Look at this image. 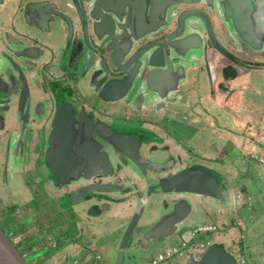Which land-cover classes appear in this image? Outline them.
Masks as SVG:
<instances>
[{
	"label": "flooded vegetation",
	"instance_id": "flooded-vegetation-1",
	"mask_svg": "<svg viewBox=\"0 0 264 264\" xmlns=\"http://www.w3.org/2000/svg\"><path fill=\"white\" fill-rule=\"evenodd\" d=\"M48 1L53 3L47 9L51 13L43 11L36 17L33 12L34 6L44 2V0H0V76L2 80L12 82L13 86L17 88L16 93L3 98L4 103L0 105V109L6 113L4 126L0 130V137H3L1 139L10 144L18 140L16 143L18 147L14 148L15 150L10 153L7 150L4 151L2 164L6 161L9 162L10 156L15 157V162L18 160L25 167L29 166L32 170H41L44 175V182L53 184L55 178L48 172L45 163V154L49 147L47 138L52 129L57 110L59 109V113L67 110L70 113L69 117L58 116L60 119H68L70 122L71 133L73 134L71 138L74 139L75 136H78L82 118L88 121L91 124L88 134L92 140L95 153L102 157L105 155L111 165L112 173L108 176L97 175L89 179L81 177L77 181H70L63 186L57 184V188H55L57 189V200L70 204V196L77 188L89 185H113L119 187V191H124L126 187L134 190L130 193H124L120 198L118 197L119 199L124 198V203L114 204L111 200L117 194L114 193L111 197L109 192L104 191L92 193V195H96V200L92 201L86 196L84 200L71 205V208L74 211L75 208H78L75 212L82 220L91 222L95 218L101 221L104 216L109 215L105 213L110 210L111 204L116 205L115 211L119 208L117 206H130L132 202H138L139 208H141V201L146 206L150 198L157 197V205L162 211L160 216L169 213L173 206L172 199L184 194L166 195L159 193L156 188L159 181L178 174L182 170L202 167L201 163L186 166L183 157L172 156L171 149L173 148L178 155L181 154V151L185 155H192L190 150L189 152L185 150V146L191 139V132L195 130L194 132L198 133L199 137H203L207 126L218 125L215 116L212 118L215 119L216 124H213L210 117L208 119L203 118V116L211 115L206 110L205 104L202 103V97H198L197 100L194 98L192 102H188V92L181 90V85L189 84L190 92L198 94L197 80L204 74L208 80L207 85L210 86L207 96L222 91L221 80H226L227 77L232 78L234 74L230 75L231 77L228 76L230 67L220 59L221 53L228 55L232 53L233 49L238 50L237 48L240 46L250 48L234 35H231L224 27L223 21L226 20L228 23V13L223 8L221 0H212L211 5L207 0H141L139 5L144 6V13L141 16H139L140 13H137L139 12L137 0H120L119 5L116 4V0H101L105 5L101 1L102 5L98 2L95 7L96 11L93 12V19L90 17V8L93 6L94 9L96 0H91L93 5L90 1H81L87 38L95 52H91L87 48V44L83 40L81 20L75 15V11H68L67 1ZM108 1L111 3L108 4ZM184 1L190 3L183 4ZM148 2L153 4L150 18H155L154 14L157 11L158 20H153L160 24L167 22L166 26L169 28L162 30L158 35L146 34L147 29L137 34V38L143 40L134 50L157 39L163 32L170 34L173 30L175 31L179 24L184 26L183 33L180 38L176 37L177 39H175L186 40H183L178 48L185 51L186 47L193 46L194 49L180 54L183 67L176 73L177 80L169 72H165L162 75L163 81L161 80L160 84H156L154 87L155 92L138 90L137 94L140 93V98L134 101L128 100L127 96L117 99L115 95L112 98L116 99L105 101L100 97L99 92L89 85L86 78L88 74L85 70L93 66L94 60L101 59L112 70L107 81H121L125 76L116 73L111 67L110 52L107 51L102 39H96L94 26L112 27L115 37L122 35L123 31L129 34V31L136 28L137 25L142 28L143 25L136 24L138 18L145 27H150L153 20L150 22L148 16L150 11ZM174 2L176 5L171 6L172 8L168 6ZM174 11L177 12L175 16H173ZM180 13L182 14L180 15ZM64 17L67 18L68 25H66ZM80 38L84 42L82 48L77 45ZM226 45L231 48L226 47ZM193 53L194 55H192ZM28 57H35V61L28 59ZM261 61H256L255 64L258 67H264V61ZM205 62L206 66L203 67ZM191 63L197 64V67L194 70V80L190 83L188 82V72L189 70L193 71V69H185V66ZM243 63L247 64L248 61ZM213 70H216L214 74V77L217 78L216 83H214L215 79L212 78L213 74L211 75ZM21 97L23 105L20 107L21 111H18ZM149 100H151L150 104H148ZM208 101L216 105V102ZM0 102L2 103L1 99ZM189 103H191L190 109L195 106L202 109L201 118L197 117V124L193 123V128L189 124L191 123V115L186 116L184 111L175 112L178 108L174 107L179 104L181 107L186 106ZM147 105L149 110L145 109ZM229 107L233 108V105ZM17 113L22 122H24V118L26 119L24 122L26 128L23 131L20 129L23 123L19 121V118L17 119ZM185 117L190 118V120L186 121ZM9 122L11 125H8L9 128H7L6 125ZM201 123L204 129L198 130ZM105 130L121 139H127V145H123L125 150L120 142H118L120 148L114 147L100 134ZM178 131H183L186 134L183 137L181 134L179 138L177 136ZM21 133L25 134L23 149L20 142ZM72 148L75 153L76 150L74 147ZM125 151L136 156L137 161L125 156ZM213 153L212 156H206L204 153V158H216V152ZM202 156L201 158H203ZM26 158L29 159V165H26ZM210 173L213 176L211 171ZM217 183L220 185L218 181ZM136 188L141 191H136ZM76 198L79 201L80 197ZM192 199L197 205L195 207H198L199 197H192ZM106 209H108L107 212H105ZM91 212L95 214L92 216ZM55 214L62 213L57 211ZM145 215L150 214H145L142 211L138 223L141 231L137 238L140 239L158 220H155L157 217H153V215L151 217ZM189 219L187 218L186 221ZM181 227L180 225L179 229L183 228ZM1 229L3 230L2 227ZM139 229L136 228V230ZM67 230L70 229L67 228ZM214 245L219 244L215 243ZM223 249L225 250V248ZM225 251L230 254L227 250ZM21 256L24 259V254ZM190 257L195 260L199 258L197 252H194L185 254L181 259L163 264H186Z\"/></svg>",
	"mask_w": 264,
	"mask_h": 264
},
{
	"label": "rangeland",
	"instance_id": "rangeland-1",
	"mask_svg": "<svg viewBox=\"0 0 264 264\" xmlns=\"http://www.w3.org/2000/svg\"><path fill=\"white\" fill-rule=\"evenodd\" d=\"M226 47L231 48L227 45ZM237 49L236 51L233 49V54L228 55L220 52V59L230 67L228 76L233 74L235 76L221 80L222 91L207 96L210 86L207 85L208 80L204 74L197 80L198 94L190 92L189 84L181 85V90L188 92V102L202 97V103L211 115L203 116V118L210 117L213 124H216V119L218 125L207 126L203 137H199L195 130L191 132L192 136L185 150L187 152L190 150L192 155H185L182 151L178 155L173 148L171 149L172 156L183 157L186 166L201 163L202 166L209 168L216 180L227 191L228 196L221 200L199 197L200 203L198 207H193L195 212L190 215L191 221L185 220L186 222L181 225L183 228L181 227L182 229L168 237L146 242L137 238L141 230H135L132 245L120 250L121 239L132 214L143 208L145 214H153V217H157L155 220L160 217L162 211L157 205V197L150 198L146 206L141 204V208L138 202H132L130 206H117L119 208L115 211L116 205L112 204L110 210L105 213L109 215L104 216L101 221L95 218L91 222L82 220L75 212L78 208L74 211L71 208L73 204L57 200V189L50 182L49 184L44 182L41 170L25 167L21 165V161L15 162L16 159L12 156L9 162L2 164V156L7 146V141L2 139L0 144V226L20 254H24V260L28 264H57L58 262L60 264H116L119 252L123 257L121 264H150L158 253L178 244L180 240L188 239L189 228L207 222H214L221 226L226 222L240 223L238 227L225 226L226 229L220 231L221 233L214 234L215 243L225 248L237 261L242 256L246 257L250 264H264V163L254 159L257 156L264 160V67H258L255 64L256 61H264V49L255 51L244 46ZM244 61L251 63L245 64ZM205 66L206 62L203 63V67ZM196 67L197 64L192 63L185 66V69H193L188 72L190 83L194 80ZM215 72L216 70L211 71L212 78L215 79L214 83L217 82V78L214 77ZM208 100L216 102V105ZM150 103L151 100L148 104ZM190 105L191 103L181 107L179 104L174 107L178 108L175 112L184 111L186 116L191 115V120L188 117H185V120H190L189 124L194 126L197 124V117L201 118L202 109L197 106L190 109ZM230 105H233V108H230ZM145 109L149 110V106L147 105ZM213 116L215 119L212 118ZM8 125L11 123L6 125L7 128H9ZM202 127L204 126L201 123L198 130L204 129ZM181 134L183 137L186 133L177 132L179 138ZM16 143L18 140L9 145L10 152L18 147ZM214 151L216 158H204V153L206 156H212ZM25 160L26 165H29V159ZM57 211H61L62 214L56 215L59 218H65L70 228L64 220L57 222L59 220L55 218ZM33 214L37 220L45 216L52 217L49 222L52 226H48V230L40 229L41 226L35 228L36 220L33 219ZM91 214L93 216L95 213L91 212ZM145 216L151 217V215ZM31 221V224L24 227L16 225L17 222L28 224ZM66 226L70 230H67ZM45 231L47 235H44ZM52 232L54 235L51 237ZM23 234H26L25 239L22 238ZM50 237L51 240L41 246L42 239H50ZM78 249L83 253H78ZM201 254L202 252L197 253L198 256Z\"/></svg>",
	"mask_w": 264,
	"mask_h": 264
},
{
	"label": "water",
	"instance_id": "water-1",
	"mask_svg": "<svg viewBox=\"0 0 264 264\" xmlns=\"http://www.w3.org/2000/svg\"><path fill=\"white\" fill-rule=\"evenodd\" d=\"M65 1H67L69 8L68 11H75V15L79 20H81L80 25L83 28V40L85 41V44H87V48H89L91 52H95V49L93 50V46L87 38L86 27L83 23L84 11L81 8V1H90L92 5L93 2L91 0ZM100 1L101 0H96L94 2V9L93 6L90 8V17L92 19V16L96 11L95 7L97 6L98 2L101 4ZM207 1L211 5L212 0ZM137 2V7H139L137 8L139 11L137 13H140L139 16H141L144 13V6L142 4L141 6L139 5L141 0H137ZM221 2L223 8L227 10L228 13V23L226 20L223 21L225 23L224 27L227 29V31L255 51L264 49V0H221ZM110 3L111 2L108 1V4ZM120 3V0H116L117 5ZM189 3L190 2L184 1L183 4ZM52 4L53 3L49 2L48 0H44V2L36 4L33 11L35 16L37 17L40 12L43 11H48L51 13L47 9L48 7L50 8ZM103 5H105V3ZM148 5L150 7V11L148 13L150 22L153 19L158 20V13L156 14L157 11L154 14L155 18H150V15H152L151 10L153 4L152 2H148ZM173 5H176V3H171L168 6L171 7ZM176 14L177 12L174 11L173 16ZM181 14L182 13H180V15ZM156 20H153V22L150 23V27H145L138 18V23L136 24L143 25L142 28H140L141 26L137 25L136 28H133L131 31H129V34H127L126 31H123L122 35H119L118 37H115L116 35L113 33V29L110 26L109 28L108 26H103L101 28L96 25L94 26L96 39H102L106 45L107 51L110 52L109 61L111 67L116 73L125 76L123 80H118L119 82L117 80L107 81L108 76L112 74V70L107 67L104 60H94L93 66L85 70L86 74H88L86 78L88 79L89 85L99 92L100 97L103 100L106 101L116 98L119 99L124 98V96H127L128 100L130 101L138 100V98H140V93L137 94L138 90L155 92L154 87L156 84H160L163 78L162 75H164L165 72H169L170 75L174 76L177 80L178 76L176 73L183 67V61L180 58V54H184L194 49L193 46L186 47L185 51L178 48L182 41L186 40H176L177 38H180L183 33L184 26L182 24H179L175 31L173 30L170 34L163 32V34L161 36L159 35L157 39L149 42L148 44H143L137 50H134L135 47H137L143 40L138 39L136 36L137 34H140L141 32L146 31L145 29H147L148 32H145L146 34L151 33L158 35V33L162 30L169 28L166 26L167 22L166 24H160ZM64 21L66 25L69 24L66 17H64ZM81 40L82 38H80V40L78 39L79 42L77 45L82 48L84 42ZM28 59H33V61H35V57H28ZM16 90L17 88L16 86H13L12 82H9L8 80L4 81L0 76V99L2 100L0 105H3L4 103L3 98L10 97L12 94H15ZM113 95H115L116 98H112ZM22 101L23 99L21 97L18 111H21L20 107L23 105ZM58 115H65L66 117H69L70 113L67 110L66 112L62 111L59 113V109L57 110L54 116L52 129L47 138L49 147L45 154V163L47 165L48 172L55 178L53 183L55 188H57V184H61L60 186H63L66 183H70V181H77L81 177L83 179H89L97 175L108 176L111 174V165L108 163L105 155L102 157L95 153L94 147L91 143L92 140L88 134L91 124L82 118L78 136H75L73 139L71 138L73 137V134L71 133L72 127L70 126V122H68V119H60ZM5 116L6 113L4 110L0 109V130H2L4 126ZM18 118L19 121L22 122L19 114L17 119ZM23 121L26 122V119L24 118ZM24 122H22L23 124L20 128L21 131L26 128ZM100 134H102V136L114 147L120 148L118 142L121 143L120 145L122 147L125 144L127 145V139H121L108 130H105ZM20 138L22 146L21 148L23 149L25 134L21 133ZM1 142L2 139L0 137V144ZM6 143V150L9 153L10 143ZM72 147H74L76 150L75 153L73 152ZM124 155L133 158L134 161H137L136 156H134L132 153H129L128 151H125ZM156 188L159 190V193L161 192L166 195H184H180L172 199L173 206L171 211L169 213L162 214L153 227L148 230L145 235H142L141 240L145 241L160 240L161 238L168 237L177 232L180 228V225H182L187 218H191L190 215L194 214L195 212L193 207L196 204H194L192 197L204 196L221 200L223 197L228 196L227 191L224 190V188L221 187L217 183L216 179L211 175L209 168L204 166L182 170L178 174L163 178L159 181ZM133 190V188L126 187L124 191H119V187H114L113 185L83 186L72 192L73 194L70 196V204L80 202L84 200L86 196L92 201L96 200V195H92V193L104 191L109 192L111 197H113L112 195L114 193L117 194L114 196V198H112L111 201H113L114 204H120L124 203L125 199L119 198L122 197L124 193H130ZM136 191L141 190L136 188ZM74 196L80 197L79 201ZM141 203L144 205L143 201H141ZM107 211L108 209H106L105 212ZM142 211L143 208L132 214V218L129 221L126 231L121 239V244L119 247L120 250L121 248H127L132 245L135 230L137 227L139 229L138 223ZM122 259V254L119 252L117 255L116 264H121ZM0 264H27L13 242L9 239L1 227ZM186 264L237 263L234 257L228 254L221 246L212 245L207 248L197 260L193 259V257H190Z\"/></svg>",
	"mask_w": 264,
	"mask_h": 264
},
{
	"label": "built area",
	"instance_id": "built-area-1",
	"mask_svg": "<svg viewBox=\"0 0 264 264\" xmlns=\"http://www.w3.org/2000/svg\"><path fill=\"white\" fill-rule=\"evenodd\" d=\"M254 159H259L264 163L263 158H258L255 156ZM230 225H235L238 227L240 223L234 224L233 222H226L223 226H221L214 222H207L193 226L187 230L189 237L188 239L180 240L178 244L170 246L164 252L158 253L157 256L151 260L150 264H163L168 260H178L188 253H203L207 248L215 244L213 235L221 233L220 231L226 229L225 226L228 227ZM235 261L237 264H250L247 261V258L242 256L240 260L237 261L235 259Z\"/></svg>",
	"mask_w": 264,
	"mask_h": 264
},
{
	"label": "crops",
	"instance_id": "crops-1",
	"mask_svg": "<svg viewBox=\"0 0 264 264\" xmlns=\"http://www.w3.org/2000/svg\"><path fill=\"white\" fill-rule=\"evenodd\" d=\"M206 154V153H205ZM50 215H52V214H50ZM56 215V214H55ZM53 217H54V215H53ZM50 218H52V217H43V218H41V219H39L38 218V220H37V217L35 216V214H33V219L34 220H36V222L34 223V225H35V228L36 227H39V226H41L40 227V229H44V230H48L47 228H48V226H52L49 222H51V219ZM55 218L56 219H59V220H57V222L58 221H60L61 222V220H64V221H66L67 222V220L65 219V218H59V216L58 215H56L55 216ZM50 219V220H49ZM21 220V219H20ZM19 220V221H20ZM191 221V218L189 219V222ZM32 223V221L30 222V223H28V224H21L20 222H17L16 223V225H17V227H19V226H21V227H24V226H27V225H29V224H31ZM68 223V222H67ZM50 224V225H49ZM54 224H56V222L54 223ZM68 226H69V228H70V225H69V223H68ZM190 226V225H189ZM34 228V229H35ZM61 228H62V226H61ZM65 228H67V226L65 227ZM31 231V230H30ZM39 232H40V230H38ZM50 233V232H49ZM31 234V233H30ZM52 234V235H51ZM50 235H51V237L54 235V232H52ZM44 235H47V232L45 231V234ZM51 237H50V239H48V238H44V239H42V241H41V246H43V244H47L46 242L47 241H50L51 240ZM23 239H25L26 238V234H23V237H22ZM59 239V238H58ZM78 251V253H80V254H82L83 253V251L82 250H77ZM82 252V253H81ZM79 254V255H80ZM57 264H60V262H58Z\"/></svg>",
	"mask_w": 264,
	"mask_h": 264
},
{
	"label": "trees",
	"instance_id": "trees-1",
	"mask_svg": "<svg viewBox=\"0 0 264 264\" xmlns=\"http://www.w3.org/2000/svg\"><path fill=\"white\" fill-rule=\"evenodd\" d=\"M233 77H235V76L233 75Z\"/></svg>",
	"mask_w": 264,
	"mask_h": 264
}]
</instances>
